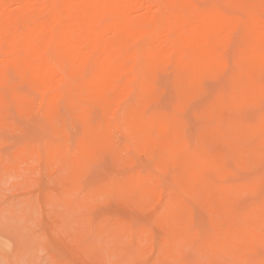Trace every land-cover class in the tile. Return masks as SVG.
<instances>
[{"label":"bare ground","instance_id":"1","mask_svg":"<svg viewBox=\"0 0 264 264\" xmlns=\"http://www.w3.org/2000/svg\"><path fill=\"white\" fill-rule=\"evenodd\" d=\"M199 1L0 0V127L11 128L15 118L25 116L44 126L42 130L50 131L54 140L57 136L66 138L65 125L70 118L78 126V131L75 130L78 143L73 157L69 158L72 146L66 142L50 143L47 153L63 151L62 167L69 166L81 174L85 173L89 161L103 160L108 155L113 156L120 170L129 169L137 162L131 154L133 148L158 158L156 167L160 172L171 169L174 172L172 166L180 165L172 184L178 187L184 184L191 190L201 186L203 190L189 195L190 199L198 200L197 206L201 202L203 208H198L211 214L214 220L215 236L199 246L202 248L219 241L232 246L243 258L249 250L264 245V234L249 224L255 215L264 219V198L261 197V211L253 210L247 214L236 211L237 201H234V209L229 196L215 192L210 184L219 183L209 179L207 171L214 169L221 174L228 173L230 159L241 168L262 162L264 0H224L225 5L242 10L241 15L237 11L236 14L227 11L222 5L205 6L204 1L203 7ZM235 41L233 58L229 59L225 52ZM164 76L175 87L169 96L173 102H170L173 104L170 111L162 105L157 107L167 92ZM220 77L228 80V86L207 96V82ZM22 85H27L26 89L31 91L24 90ZM37 92L41 95L39 99ZM199 98L204 102L198 108L195 102ZM192 106L197 109L194 116L199 121L196 138L191 136L192 141L196 139L195 146L187 139L190 133L188 137L186 134L188 123L193 121L187 120ZM256 107L263 110L259 116L251 117L246 113ZM67 113L68 117L65 116ZM121 132H130L134 141L131 138L120 142ZM44 136L46 140L49 137ZM110 164L114 165L112 161ZM133 172L124 173L117 181L115 177L111 183L134 185L144 179L142 184H153L143 200L131 202L155 206L152 210L160 207L159 203H166L174 215L173 221L179 223L185 234H193L196 226L201 224L195 221L197 216L192 207L195 204L191 205L189 197L185 199L176 193L163 196L156 185L160 183L151 170ZM250 184H264V174ZM241 206L239 204L237 208L243 209ZM111 220L108 223L113 224ZM207 222L211 224L208 219ZM122 230L125 237H133L131 228ZM261 230L264 229L261 227ZM201 233L200 239L205 235ZM153 235L154 238L155 233ZM206 235L210 237L209 232ZM181 238L180 241L186 236ZM256 238L257 244H247ZM197 240L187 243L194 245ZM178 244L188 251L185 241ZM130 246L134 247H127ZM190 257L188 261L195 256ZM224 259L227 261L229 257ZM189 262L194 263V260Z\"/></svg>","mask_w":264,"mask_h":264},{"label":"rangeland","instance_id":"2","mask_svg":"<svg viewBox=\"0 0 264 264\" xmlns=\"http://www.w3.org/2000/svg\"><path fill=\"white\" fill-rule=\"evenodd\" d=\"M200 1L201 6L205 4V6L222 5L223 8L232 13L238 10V8H233L229 4L227 5V3L225 5L224 0ZM203 1L205 4L202 3ZM211 2L213 4H210ZM241 11L239 9L237 11L238 13H236L241 15ZM236 44L237 42L235 41L226 50L225 55L227 58H233ZM163 79L167 92L165 99L161 102L162 104L160 103L157 107L163 106L165 110L170 111L173 107V102L169 96L173 92L174 85L170 81L168 82V77L164 76ZM207 86L209 87L207 96H211L218 88L228 86V80L224 77L210 79L207 82ZM27 87V85H22L24 90ZM26 90L31 91L30 89ZM40 97L41 95L37 92V99ZM205 97L203 98L206 99ZM199 99L195 102L197 107L201 104L203 105L204 102L202 98ZM192 107L188 110L190 114L187 112L189 116H187V120H193L190 122L192 126L188 123L189 128H186V134L187 137L190 135L187 139L192 146H195L197 143L195 141L196 139L192 141V138L194 139V136L196 138V127L199 125V121L194 116L197 109ZM262 111L261 108L256 107L248 109L246 113L251 117H257ZM64 113L66 112L64 111ZM65 116L68 117L69 114H65ZM69 119L65 125L66 138L57 136L54 140L51 138L54 135L50 131L45 132V130H42L44 126L25 116L15 118V125L11 128L0 127V150H2L0 151V264H187L186 261L188 264H192L193 262H189L191 260H194V263L198 261L196 264H215L214 261H217V263L221 261L224 264L229 260L232 264H234L233 262H236L235 264H244V262L245 264H264V245H260L257 250H249L247 256L243 258L234 251L232 246L225 245L219 241L202 248L199 246L204 240H211L215 236L214 220L211 214L205 210H201L203 208L201 202L197 206L199 201L196 200V203L195 199L192 201L190 199L191 194L203 190L201 186L191 190L184 184H179L180 187L172 184L174 175L181 169V166L178 164L172 166L175 169L174 172L171 171L172 169L167 172H160L156 167L158 158H154L147 151L133 148L131 154L133 153L134 157L137 158V162L132 164L130 168L128 167L129 169L121 168L120 170L115 165L114 158L111 155L108 156L111 157L110 159H112L111 161L114 165L110 164L109 157L103 158V160H106L103 163L101 162L103 161L102 159L89 161L87 163L89 165H86L84 174L71 170L69 166L62 167L61 160L64 152L55 150L48 154L47 148L50 143L55 145L66 142L69 147L72 146V152L69 154V158L73 157L75 147L78 143L77 132L75 133L78 126ZM193 128L195 132L192 131ZM73 131L75 135H73ZM71 133L73 134L70 135ZM42 134L43 136L46 134V138L49 136L47 140L43 136L41 137ZM131 138L134 141V136L130 132H121L119 134L120 142L130 141ZM25 149H28V151L33 150L34 152H27ZM230 160L229 165L231 164L230 166L235 167L232 168L229 166L230 171L226 174H221L214 169L207 171L209 179L219 183L210 184L212 189L215 192L224 193L229 196L232 199L234 209L236 206L234 201H237L236 211H241L246 214L253 210L261 211L260 205L261 197L264 198V184L257 185L250 183L261 179L264 174V168H262V165H264V156L260 164L247 168L238 167L234 159ZM232 161L233 163H231ZM47 165L49 166L47 167ZM236 168L237 170H235ZM254 168H259V171ZM143 169H149L155 174V179L160 183L156 185L159 187L163 196L176 193L180 196L183 195L182 197L185 199L189 197L188 200L191 202V205H196H192V207L196 208L193 209L194 214L197 216L195 221H198L201 225H197L198 223H196L197 226L193 234H185L179 223L173 221L175 220L173 218L174 215H172V212H169L166 203H159L158 205L161 206L159 207L157 205L158 207L152 210L155 206H151V208L149 206L136 205L131 202L134 199L143 200L142 197H145L147 190L153 184H142L145 183L144 179L139 181V184L134 185L112 184L116 178V181L122 178L124 173L137 172V170L141 171ZM119 172H122L121 175H118ZM113 174L114 176L112 177ZM210 175H213V178ZM84 177H89L86 178L88 182ZM228 178L232 182L227 181ZM101 179L104 180L101 181ZM224 179L226 181H223ZM112 180L113 182L111 183ZM236 187L237 189L235 190L234 188ZM240 188L241 190H239ZM242 188L245 190L242 193L243 195L240 194L243 192ZM236 194L238 196H235ZM237 197L240 200L236 199ZM238 203L240 206L242 205L241 208L243 209L239 208V210L237 208L239 207ZM204 211L207 214H203L202 212ZM109 219H114L111 222L116 223V226L114 223H108ZM207 219L211 224H208ZM120 223L124 225H120ZM263 223L264 219H258L256 215L249 221V224L252 227L254 226L253 228H256V231L260 234H264V230H261V227L264 229ZM200 226L203 228L204 233H201ZM122 228H131L133 237L132 235H126L125 237L122 234ZM208 228L213 229V232L210 229L208 230ZM141 231L142 234L140 233ZM205 232L207 234L209 232L210 237ZM153 233H155L154 238L158 237L156 241L153 238ZM200 233L202 235L205 234L201 239ZM182 236H186V239H183ZM179 237H182L181 239L183 240L180 241ZM197 238L199 240L194 245L191 243L195 249L192 250L193 247L191 245L189 246V242L187 243V241L196 240ZM176 239L178 243L182 241L184 243L185 241V244L189 246H187L188 251H185L183 248L185 246L183 245L181 247L182 243L180 246ZM256 240L257 238L247 242V244L249 246L257 244ZM129 245H134V247L130 246L128 248L127 246ZM175 246L177 250H175ZM178 250L182 252L179 253L180 251L178 252ZM129 251L134 252L128 253ZM261 253L263 254L262 256ZM185 254L188 257H195L188 261V257L186 258ZM197 256L198 258H196ZM126 257L130 258L127 259ZM227 257H229V260ZM222 258H226L227 261L224 259L222 262ZM248 258L250 259L248 260ZM183 259H186V261ZM229 262L226 264H231Z\"/></svg>","mask_w":264,"mask_h":264}]
</instances>
